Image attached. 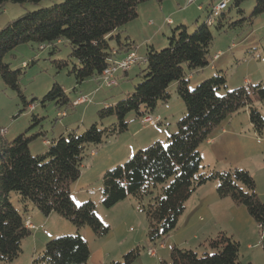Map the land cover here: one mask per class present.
<instances>
[{
  "label": "trees",
  "instance_id": "obj_1",
  "mask_svg": "<svg viewBox=\"0 0 264 264\" xmlns=\"http://www.w3.org/2000/svg\"><path fill=\"white\" fill-rule=\"evenodd\" d=\"M43 1L0 0V9L8 4L39 5ZM164 1L167 0H66L28 12L0 30V77L17 93L23 111L32 108L37 99L28 101L20 87L23 70H12L6 57L28 44L37 45L40 51L43 46L46 49L54 47L56 52V45L67 41L71 46L70 57L76 61L71 74L77 83L97 80L112 65L116 55H127L137 49L129 37L122 39L115 32L138 19L141 5ZM250 1L254 2V10L247 17L242 7ZM233 10L239 18L235 21ZM262 15L264 0H234L229 12L215 17L211 11L207 21L193 33L185 25L176 27L164 50L149 46L144 57L147 64L138 74L141 82L134 91L98 111L100 120L117 119L108 128L101 129L94 124L80 135L75 132L67 137L62 135L51 141L45 154L37 156L32 154L30 147L38 135L23 133L11 142L0 136V264H11L20 258L23 242L33 235L26 227L33 210L30 205L44 216L57 214L76 228L74 235L47 243L31 264H90V248L81 230L90 228L96 237L102 238L109 234L110 227L99 219L93 201L77 205L72 198V189L82 176L84 162L93 148L127 132V116L131 112L142 120L154 117L160 106L170 102L172 85L186 110L177 123V132L169 137L167 146L155 142L139 150L124 165L107 170L102 177L101 205L111 209L129 197L142 204L158 186L167 185L160 196L141 208L149 223V241L164 243L178 229L186 211L185 204L196 190L217 182L220 199H230L237 207L246 208L260 229L264 248V203L256 192L254 178L240 169L233 173L201 174L199 152L200 146L211 139L224 122L246 108L258 133L263 132L264 119L254 103L264 101V86L240 88L220 96L218 92L226 86L227 80L223 73H218L194 90L189 89L190 76L211 64L210 49L215 40L211 27L215 25L218 33H224L252 24ZM210 20L212 25L208 24ZM55 65L62 70L69 66V61H56ZM78 98L72 99L55 84L41 104L44 107L53 104L58 111L67 112L75 109L73 105ZM40 121L38 116H33L34 123ZM12 193L20 196L22 211L12 204ZM209 246L213 253L203 257L195 251L172 246L170 261L163 260L160 264H240V243L232 237L221 233L209 242ZM138 256L139 251L133 250L122 262L114 264H133Z\"/></svg>",
  "mask_w": 264,
  "mask_h": 264
},
{
  "label": "rangeland",
  "instance_id": "obj_2",
  "mask_svg": "<svg viewBox=\"0 0 264 264\" xmlns=\"http://www.w3.org/2000/svg\"><path fill=\"white\" fill-rule=\"evenodd\" d=\"M65 1L45 0L39 5L8 4L4 9H0V30L9 22L28 12ZM223 1L198 0L196 4L187 6L185 10L195 14L187 25L189 32L193 33L199 25L206 22L208 14ZM233 1L230 0V4L224 8L222 14L232 9ZM211 5L214 7L213 10ZM198 6L202 7V11H198ZM242 8L245 15L249 17L253 13L254 2H247ZM232 14L235 17L234 21L239 19L235 10L232 11ZM167 28L171 36L172 29L176 27L167 26ZM211 31L215 37L210 49L211 64L205 70L191 75L193 80H190L189 89L194 90L202 82L218 73H223L227 80L226 86L218 92L220 96L240 88L249 89L259 85L264 86V15L256 18L252 24H246L241 28L218 33L214 25L211 27ZM156 40L160 41L161 38ZM168 44L159 47L158 51L167 48ZM38 48L34 44L22 45L11 54L13 57L8 55L5 59L6 63L11 65L12 70H23L20 87L28 101L37 99L32 108L29 107L23 111L24 107L17 93L8 88L0 77V128H6L8 131L5 136H2V130H0V136L11 142L23 133L28 136L38 135L37 140L30 147L34 156L45 154L49 149L50 142L62 135L67 137L72 132L80 135L94 124L105 129L116 123L115 117L100 120L98 111L104 108L107 103H117L125 99L126 93L134 91L135 86L141 82L138 74L143 66H135L130 70L128 80H122L115 87L104 86L100 77L97 80H88L79 85L74 75L71 74L72 64L76 61L70 57L71 46L67 41L57 44L56 52H54V47L43 51ZM146 50V47L139 46L136 53L141 57L146 53ZM218 56L220 59L214 60ZM56 61H69V66L60 70L55 65ZM55 84L60 85L64 91L68 92L72 99L79 96L78 100L74 102V110L58 111L53 104H48L46 107L42 106V98ZM96 89H99L100 92L96 93L98 92ZM85 95H89V97H84ZM171 95L169 104L160 106L159 109L162 108V113L167 110L173 117L167 118L170 115H165L163 126L143 125L146 129L145 132L140 136H134V128L141 125L142 119L135 112H131L127 116L129 124L127 132L106 139L102 145L92 149L83 165L82 182L79 180L73 189L79 188V193L84 192L86 194L90 193L91 190H98L102 185V176L107 170L124 165L139 150L146 149L154 142H160L167 146L169 137L177 132V122L184 116L180 109L185 107L183 101L176 94L175 85L171 87ZM83 100L85 101L82 102ZM254 107L264 119V101H255ZM33 116H38L41 121L38 124L34 123ZM223 126L227 127L228 134H221ZM223 126L211 137V139L216 138L213 144L205 142L199 148L202 157L200 173H233L237 169L246 170L257 183L256 192L259 193V198L264 203V129L261 134L258 133L251 123L249 108L230 117ZM44 135L46 136L44 137ZM153 135L161 136L158 141L152 142L150 137ZM96 155H99L98 158ZM83 176H85L84 179ZM85 183L88 184L83 185ZM166 186H158L153 191V195H147L144 198L142 204L133 200L137 214L127 211L120 214L116 210L115 212L114 210L108 212L101 206V202L94 201L99 219L110 227V232L105 237L98 238L90 228H86L91 233L89 234L91 237L87 239L92 252L90 264L122 262L124 256L133 250L139 251V256L133 264H160L163 260L170 261V249L173 246V240L167 243V239L164 242L168 244V250L165 252L160 250V246L164 243H151L148 239V219L141 209L142 206H148L150 202H153L155 197L160 196L162 189ZM217 186V182H211L207 188H204L206 190H202L200 196L193 195L186 202V211L181 217L179 229L173 234L184 239L190 237L191 234L187 235L188 232L196 229L197 239L189 241L188 245L181 247L195 251L200 257H203L206 253L211 254L213 251L209 244L200 246L199 243H204L210 233L217 236L222 231L228 237L233 236L234 240L240 243V264H264V248L260 243V230L250 234V224L254 221L246 208L237 207L230 199H220L216 191ZM20 200L21 198L17 193L11 194V202L18 211L23 210ZM81 204L83 203L77 205ZM30 209H33L29 215L31 219L34 211L39 212L32 205H30ZM42 216L44 217V215ZM181 223L187 225L186 229L181 226ZM57 230L60 229L54 225L50 226L47 231L41 234L40 241H36V244H30L25 240L20 256L21 264H31L34 256L41 254L47 243L67 236L56 235ZM30 241L33 243V240ZM149 250L157 251V257L149 256Z\"/></svg>",
  "mask_w": 264,
  "mask_h": 264
},
{
  "label": "crops",
  "instance_id": "obj_3",
  "mask_svg": "<svg viewBox=\"0 0 264 264\" xmlns=\"http://www.w3.org/2000/svg\"><path fill=\"white\" fill-rule=\"evenodd\" d=\"M213 8L214 7L212 6L211 9L213 10ZM185 9H187V0H183V1L182 0H167V1H164V2H161V3L160 2H149V3H146V4L142 5V6H140V8H139V17H138V19L133 21V22H131V23H129V24H127L121 30L115 32V35H121L122 39H124L125 37H129L130 40H132L137 45V48H139V46H143V47H146V49H148L149 46H153L156 50H158L159 47H163L164 45L169 43L168 38L170 37V32H169L167 26L170 27V28L171 27H178L180 25L187 26L190 23V19H192L195 16L194 12L189 13V11H187ZM197 9H198V11H202V7H200V6H198ZM187 27L189 28V26H187ZM173 30L174 29H172V31ZM158 38H161V40L160 41L156 40ZM133 52L136 53V50L133 51ZM146 54H147V50H146V53L144 55H142V56L146 57ZM124 56L125 55H123V54H118V55H116L114 57L113 60L114 61H119V60L123 59ZM220 56H218V58L214 59V60L218 61L220 59ZM129 74H130V71L128 72V74H124V73L119 74L118 75V84L122 80H125V79L128 80ZM190 80H193V78L191 76H190ZM98 90L99 89H96V91H98ZM99 92L100 91H98L96 93H99ZM94 95H95V93L93 94V96ZM84 97H89V95H85ZM113 104H115V102L107 103V104H105V107L109 106V105H113ZM161 110H162V108L158 109L156 114L154 115V117H159L160 118V122L154 127L163 126L164 116L165 115L166 116L170 115L167 110L164 113H162ZM180 112L182 113V115H185V113H186L185 107L180 109ZM171 117H173V115H170L167 118H171ZM141 121H142L141 125H138L136 128H134V130H135L134 136H136V135L140 136L146 130L145 126H143L144 125L143 120H141ZM166 121H168V119H166ZM221 134L222 135L228 134L227 127H224V126L222 127ZM160 136L161 135H158V136L157 135H153V136L150 137V141H152V142L153 141H158ZM215 139L216 138L209 139L207 141V143L208 144H213ZM120 143H121V141L119 142V144ZM44 144H45V142H44ZM132 148L134 149V147H132ZM92 156H94V153H93ZM98 156L99 155H96L97 158H98ZM102 174H103V172H102ZM84 178H85V176H83V179ZM80 182H82L81 178H80ZM87 184L88 183H85L83 185H87ZM209 184H207L206 186L198 188L193 195L201 194L203 192L202 190H206L204 188H207V186ZM256 186H257V183H256ZM78 189L79 188H77L75 190L72 189V198H73V200H74V202L76 204L85 203V202H88V201H93V202L94 201L95 202L99 201V203L102 202V198H103V195H102L103 186L102 185L100 186V188L98 190H94V191L91 190V192L88 193V194H86L84 192L79 193ZM130 198H132V197H129L128 199L120 202L119 204H117L113 208L106 209V210H108V212H113V210L115 212V210H116V212L120 213V214H123L125 211L134 212L135 214H137L136 213L137 212L136 211V206L133 203V200H135V199H133V198L130 199ZM64 220L65 219H63L62 217H60L59 215H57L55 213H52L49 216H44L43 217L40 213H36V211H34L33 212V218L30 219V223L34 227L32 229L33 235L30 238H28L26 241L30 242V244H36V241H40V237L42 236L41 234L43 232L47 231V229L50 226H52V225H54L55 227H58L60 229V230H57L55 232L56 235H74L76 233V228L72 224H70L68 221H66V220L64 221ZM180 220H181V218H180ZM247 222L249 223V221H247ZM179 226H180V221H179ZM181 226L184 229H186V227H187V225L185 223H181ZM250 226H251V230H250V234L251 235L254 232H258V230H260L259 227L255 224V222L251 223ZM178 229H179V227H178ZM59 233H62V234H59ZM221 233H222V231L219 232L217 236H213L210 233V236H208V238L205 239L204 243H199V245L200 246H205L206 244H209V242L211 240L216 239ZM89 234H91V233H89L86 228L81 230V235L87 241V243H88V240H87L88 237H91V235H89ZM188 234H191L190 237H187V238H184V239L183 238H178V237H176V235L172 234L171 237L167 240V243H168V241L173 240V246H177L179 248H182L181 246L188 245L189 241H193V240L197 239L198 235H197V230L196 229L194 231L188 232L187 235ZM259 235L261 236V234H259ZM232 238L235 239L233 236H232ZM45 239H48V238H45ZM30 240H33V243H31L32 241H30ZM260 240H261V237H260ZM167 243L162 244L160 246V250H162L164 252L167 251L168 250V244ZM260 243H261V241H260ZM90 252H91V250H90ZM91 256H92V252H91ZM153 257H157V251H156V255L153 256ZM11 264H21V257L18 258L15 262H13Z\"/></svg>",
  "mask_w": 264,
  "mask_h": 264
},
{
  "label": "built area",
  "instance_id": "obj_4",
  "mask_svg": "<svg viewBox=\"0 0 264 264\" xmlns=\"http://www.w3.org/2000/svg\"><path fill=\"white\" fill-rule=\"evenodd\" d=\"M197 2V0H187V6L193 5ZM230 4V0H224L219 6H217L214 11L213 14L215 17L219 16L220 13L224 10V8ZM209 25L213 24V21L210 20L208 22ZM42 50H45L46 47H41ZM217 59V58H216ZM147 64V59L144 57H139L136 53L134 52H130L129 54L125 55L123 59L119 60V61H113L112 65L110 67H108L100 76L101 78V83L104 86L107 87H112V86H117L118 85V75L121 73H128L132 68H134L135 66H144ZM85 100H83L82 102H84ZM160 122V118L159 117H152V116H147L143 119V123L144 125L147 126H156L158 123ZM2 136H5L8 131L7 129H2L1 131ZM93 155V153H92ZM26 227L30 230H32L34 227L32 226V224L30 223V221H28L26 223ZM148 255L149 256H155L156 252L155 250H149L148 251Z\"/></svg>",
  "mask_w": 264,
  "mask_h": 264
}]
</instances>
